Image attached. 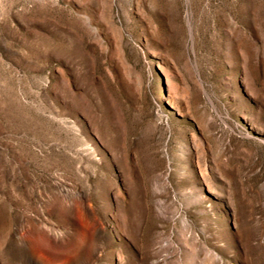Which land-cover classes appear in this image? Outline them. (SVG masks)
Here are the masks:
<instances>
[{
	"label": "rangeland",
	"instance_id": "374dc122",
	"mask_svg": "<svg viewBox=\"0 0 264 264\" xmlns=\"http://www.w3.org/2000/svg\"><path fill=\"white\" fill-rule=\"evenodd\" d=\"M0 264H264V0H0Z\"/></svg>",
	"mask_w": 264,
	"mask_h": 264
}]
</instances>
